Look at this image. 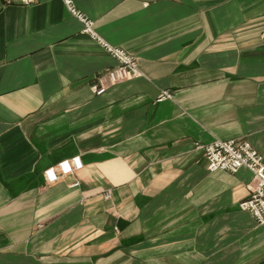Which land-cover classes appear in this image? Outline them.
Masks as SVG:
<instances>
[{"label":"crops","instance_id":"0c3cea01","mask_svg":"<svg viewBox=\"0 0 264 264\" xmlns=\"http://www.w3.org/2000/svg\"><path fill=\"white\" fill-rule=\"evenodd\" d=\"M73 1L142 75L96 96L117 61L65 1L0 0V264H264L252 172L196 148L264 155V0Z\"/></svg>","mask_w":264,"mask_h":264},{"label":"built area","instance_id":"2783aa9c","mask_svg":"<svg viewBox=\"0 0 264 264\" xmlns=\"http://www.w3.org/2000/svg\"><path fill=\"white\" fill-rule=\"evenodd\" d=\"M72 16L82 23V30L95 42L101 44L110 56L116 59L117 65L98 75L96 84L92 87L96 96L105 94L113 85L140 78L139 59L127 51L108 43L95 29L92 19L79 12L73 0H63ZM29 3L31 0H25ZM173 93L164 91L158 100H173ZM197 150L203 152L206 158L207 170L211 173L225 171L237 174L242 169L250 170L253 174V182L249 187L250 194L246 201L241 204V209L252 214L257 225H264V155L258 152L249 140L236 141L231 139L223 141L216 139L210 144H196ZM83 161L79 156L66 159L57 166L46 169L43 172L46 183L52 185L65 177L76 176L77 179L72 187H79L78 173L83 170ZM109 198V195H107Z\"/></svg>","mask_w":264,"mask_h":264}]
</instances>
